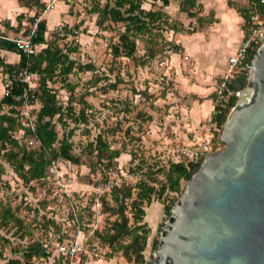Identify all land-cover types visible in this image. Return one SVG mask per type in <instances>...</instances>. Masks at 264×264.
Instances as JSON below:
<instances>
[{
	"label": "rangeland",
	"instance_id": "rangeland-1",
	"mask_svg": "<svg viewBox=\"0 0 264 264\" xmlns=\"http://www.w3.org/2000/svg\"><path fill=\"white\" fill-rule=\"evenodd\" d=\"M64 1L68 4L70 13L76 18L74 24L81 22L78 29H72V33L59 39L58 43L60 46L73 47L76 45L77 51L70 54L75 66L86 65L89 69L75 71L69 75L68 82L75 85L71 96L69 86L64 85V82H48V86L55 91L56 98L62 106H67L70 98L73 100L72 105L76 112L83 107L82 99L91 105L90 108L85 109L87 122H72L68 118L66 119L68 125L64 126L57 122L56 130L61 138L64 133L74 128L70 140L73 144L72 152L79 162L73 163L74 171L77 172L71 177V188L74 193L85 191V195H88V205L89 203L92 205L94 202L92 187L104 183L108 176L112 177L117 174L123 182H126V174L127 177L131 176L136 171L132 170V166L138 164L139 161L143 163L140 170L148 174L151 164H155L154 168L168 166V163L172 162L170 159L172 151L178 145L187 144L191 140L196 141L193 139V135L199 133V127L201 124H206L207 118L200 119L193 126L192 131L187 129L179 119L182 114L187 115L190 112L192 102L201 103L205 99V96L209 94L207 92H210L209 89L205 91V88H208L214 79L216 84L217 77L225 70L214 76L208 73L203 65L195 67L192 57L187 55L180 45H178L179 49L173 52L171 45L176 43L174 38L170 37V32L164 33L166 40L173 42L167 45L161 46V39H159L160 42H153L149 46H146L143 40H137V56L144 54L149 56L150 49L154 53L153 57H146L143 64H136L125 56L114 57L111 53L112 45L118 42V33L123 30V24L111 23L106 25L108 29L102 30L95 24L97 15L90 12L94 0ZM98 1L100 6H103L107 0ZM175 1L177 2V0ZM246 1L238 0L235 1V4L240 9L246 7ZM150 4V1L142 3L145 8H160L161 6L160 1H157L153 6ZM168 14H174L172 9H168ZM172 19L183 24L185 29L197 28V23L193 18H186L185 12H177ZM32 24L29 21L23 32L12 34V36L25 34ZM74 24L71 26L67 24V26L72 28ZM242 24L243 21L236 23L238 31L241 30ZM64 25L66 23L56 25L52 34L58 32L61 36L65 35ZM203 27L206 28V26ZM198 29L200 31L202 27ZM172 54H176V59H171ZM112 84L115 86L112 87ZM191 85L192 89H189L187 86ZM187 90H196V93ZM210 96L212 95L210 94ZM37 102L38 105H41L39 99L33 104ZM34 111L35 109H31V113ZM217 132V128L212 129L214 137ZM98 135L102 136L110 148L123 150L119 157L109 163L108 167L107 159L99 161L95 153H90V144H96L95 140ZM13 136L17 139L21 138V143L29 142L31 139V136L24 135V132L18 128L13 131ZM26 145L29 148L38 146L36 143L33 145L26 143ZM132 158L133 161H131ZM0 165L4 170L0 174V200L8 201L11 206L16 208L18 216L24 221L23 229L29 232L21 237L19 231H16V227L0 226V264H7L10 259H16L17 264H59L54 251L55 240L58 236L57 234L50 235L52 229H57L58 233L59 228L47 221L49 214L47 205L57 201L55 198L56 182L53 179H46L24 184L1 155ZM151 168L153 170V167ZM155 178L158 180L155 181L158 190L160 182H164L165 179L162 174H155ZM128 181L134 184V181L129 178ZM181 183V188H183L186 182L182 181ZM103 196L101 201L102 207L105 208L107 205L105 206L104 202L110 203V201ZM174 196L175 193L166 190L160 198L152 201L154 204L151 203L149 208L145 207V212L146 208L148 210L147 219L145 217L144 220H147V225L150 228L148 244L144 251L146 260L156 252L151 244L153 241L160 240V234L168 221L163 212V201L168 202ZM155 217L157 223L152 229L151 225L154 224ZM114 219L115 215L110 211H105L100 230L96 232L100 238L98 245L100 246L101 259L110 258L108 257L110 249L102 243L99 234L103 233ZM67 228L66 236L68 237L71 227ZM32 242L48 244L46 248L48 256L27 259L24 256V250ZM93 242L94 238L88 241L89 248ZM115 256L118 257V255ZM82 258L83 256L81 260Z\"/></svg>",
	"mask_w": 264,
	"mask_h": 264
},
{
	"label": "trees",
	"instance_id": "trees-1",
	"mask_svg": "<svg viewBox=\"0 0 264 264\" xmlns=\"http://www.w3.org/2000/svg\"><path fill=\"white\" fill-rule=\"evenodd\" d=\"M26 6H34L43 10L44 4L39 0H18ZM143 1L147 0H107V2L100 6L98 0H94V4L90 10L91 13L96 14V26L102 30L108 29V24H123V30L118 33V42L112 45V55L114 57L125 56L132 59L136 64H143L146 57H153L154 53L150 52L149 56H137V40H143L146 46L153 42L159 41L162 45L173 43L172 40H166L165 32H185L192 33L198 28L212 23L214 20L213 13L202 15V5L198 0H177L179 11L185 12L186 17L193 18L197 23V28L191 27L185 29L184 26L177 20L171 19L163 7L169 5L168 0H148L154 5L157 1L161 2L160 8H151L146 10L142 7ZM246 7L238 9L242 14L243 22L250 21L252 15V7L256 11H261L262 6L256 0H247ZM39 15V11L35 12L29 21L34 22ZM80 23L74 24L72 28L64 25L65 35L54 32L50 37L45 38L46 22L39 20L35 30V36L32 41L36 44L45 43L46 47L42 48L36 55L31 57L32 63L25 54L17 49L15 44L9 40L0 38V49L15 51L20 54V61L16 65L5 63L0 58V68L4 73H8L11 77L14 73L23 68H28L30 71L36 72L39 75V82L35 94L41 103V107L36 112V131L32 132L29 128L21 123V113L16 108L22 105L21 100L16 97L22 96L24 85L18 83L16 80L11 81V87L7 88V93L0 99V155L12 167L13 172L22 180L24 184L46 180L48 175V168L52 160L63 159L72 163H78L79 159L73 154V144L70 140L74 128L64 133L61 138L58 136L56 130V123L60 122L67 126V120L70 118L72 122H87L85 113L86 108H90L84 99H82L83 107L77 112L73 107V100H69L67 106H62L56 98L55 91L48 86V82H64V85L69 86L70 96L75 85L68 82L69 75L75 71H82L88 66H75L74 60L70 54L77 51V46H60L59 39H63L68 33H72V29H78ZM158 43V42H157ZM172 51L176 52L179 49L177 44H172ZM76 69V70H75ZM240 82L242 86L248 84V76L236 75L230 87L233 93L229 96L227 102L223 106H218L217 112L211 117L218 130L213 140L220 139V133L225 118L230 113L232 107L235 105L236 94L238 90L232 85L233 82ZM115 84H112L114 87ZM213 96V94H212ZM3 108H6L4 111ZM15 128L24 129V135L34 136L39 142L37 148H29L26 143H20L18 139L13 136ZM96 144H90V153H95L99 161L107 159V167L115 158L119 157L123 152L122 149L110 148L109 144L103 140L101 135L96 137ZM57 144V146H56ZM224 147L222 144L221 149ZM108 152V153H107ZM216 152L212 149L210 154ZM107 153V154H106ZM202 160V159H201ZM201 160L195 164L191 162H169L168 166H158L151 164L148 172L149 178L155 184L158 180L155 174H162L164 182H160L158 190L155 185H146L143 182H138L134 186L122 183L120 186L114 187L111 192L106 193L103 197L107 198L109 202H104L107 207L102 208L103 212L110 211L115 215V219L111 221L110 226L101 234L102 243L110 249L108 257L115 255L123 257L127 263L131 264H147L144 251L148 244L150 236V228L144 220L146 216L145 207H149L154 199L160 198L166 190L175 193L173 198L168 202L163 201V212L168 218V222L173 219L172 209L177 203L178 196L182 188V181L187 182L199 167ZM133 161V158L132 160ZM145 163V162H144ZM143 167L142 162L134 164L132 170H140ZM153 167V170L152 168ZM3 167L0 165V174L3 173ZM112 202V204H111ZM105 210V211H104ZM87 212H91V203L87 205ZM52 225L59 228L55 224L54 219L47 218ZM16 227L19 235L24 237L29 232L23 229L24 221L16 212V208L11 206L8 201L0 200V226ZM163 232V231H162ZM59 233V232H58ZM161 241H153L151 246L157 250ZM40 242L30 243L24 250V256L27 259L33 257H47L48 251ZM61 264L60 261H58ZM7 264H17L16 259L8 260Z\"/></svg>",
	"mask_w": 264,
	"mask_h": 264
},
{
	"label": "water",
	"instance_id": "water-1",
	"mask_svg": "<svg viewBox=\"0 0 264 264\" xmlns=\"http://www.w3.org/2000/svg\"><path fill=\"white\" fill-rule=\"evenodd\" d=\"M220 139L183 186L148 264H264V44Z\"/></svg>",
	"mask_w": 264,
	"mask_h": 264
},
{
	"label": "built area",
	"instance_id": "built-area-1",
	"mask_svg": "<svg viewBox=\"0 0 264 264\" xmlns=\"http://www.w3.org/2000/svg\"><path fill=\"white\" fill-rule=\"evenodd\" d=\"M262 6L261 11H256L252 7L250 21L243 22L241 27V39L233 53L229 55L225 63V71L219 74L216 84L213 88V96L211 98V110L206 117V124H201L199 133L193 135V139L184 145H178L172 151V162H191L193 164L199 162L204 156L209 155L210 151H218L222 147L221 139L213 140L212 129H216L215 123L211 117L217 112L218 106H223L227 102L229 96L233 93L230 83L236 75H246L250 73L251 60L257 49L264 44V0H256ZM54 8V0L44 4L43 10H39L37 19L32 24V27L26 31L25 34L18 36H9L0 33L1 39H6L15 44L18 50L30 59L28 65L32 63L31 57L36 55L39 51L38 45L32 41L35 36L37 22L41 20V14L50 11ZM42 12V13H41ZM61 29V26H59ZM38 73L30 71L28 68H23L14 73L10 77L7 88L11 87V81L16 80L18 83L24 85L22 96L16 97L22 103L29 107L37 101L35 94L38 86ZM7 88L5 93H7ZM237 94V92H235ZM23 124L32 132L36 131V116L31 112H26L23 115ZM208 123V125H207ZM21 143V138L18 139ZM30 145L39 142L34 136H31ZM75 165L70 161L63 159H54L51 161L48 168L47 179H53L56 182V202L47 205L49 210L48 218L54 219L55 224L61 228L59 233L57 229H52L50 235L57 234L58 238L55 240L54 251L58 261L61 264H92L95 260L100 258V246L98 245L100 238L96 232L100 230L101 222L104 217L102 211L101 197L111 190L120 186L122 183L135 185L138 182H143L146 185L154 186L155 184L149 178L147 173L141 170H136L131 176L127 177L126 182L117 174L108 176L104 183L93 186L94 202L91 205V212H87L88 195L85 191L74 193L71 188V177L76 175ZM128 178L134 181L132 184ZM131 183V184H130ZM156 187V185H155ZM61 215H58V214ZM71 227L69 236L67 237L68 228ZM94 238L92 246L89 248L88 241ZM48 245V244H45ZM83 256L82 260L81 257Z\"/></svg>",
	"mask_w": 264,
	"mask_h": 264
},
{
	"label": "crops",
	"instance_id": "crops-1",
	"mask_svg": "<svg viewBox=\"0 0 264 264\" xmlns=\"http://www.w3.org/2000/svg\"><path fill=\"white\" fill-rule=\"evenodd\" d=\"M39 1L43 4H46L49 3L51 0ZM168 1L169 5L165 6L164 11L168 13V9H172L174 14H169L170 16H168L173 18L174 15L179 12V5L175 0ZM235 1L238 0H198V3H201L203 7L201 14L208 15L210 12H212V16L215 21L206 24L205 29L204 27H202L200 31L196 30L192 33L170 32V37H172V39L174 38V42L184 48L186 54L192 57L195 62L194 66L199 67L203 65L208 71V73L214 76L218 72L222 73L224 71L227 57L233 53L234 49L237 48L241 39V32L236 29V23L238 21H243V17L241 16L242 14L238 11ZM150 5L153 6L152 3ZM143 8L149 10L153 7ZM37 11V7H29L23 5L18 0H0L1 33H7L9 34V36H12V34H18V32H23L25 30V25L29 23V19L34 16L35 12ZM186 18L190 19L189 17ZM41 19L46 22L45 38L50 37L53 32L52 30L59 23H66L71 26L76 22V18L70 13V8L64 0H54V8L50 11L42 13ZM207 38H209V41H207ZM37 45L39 51L42 48L46 47L45 43ZM175 56L176 54H172L170 57L174 60L176 59ZM0 58L7 64L16 65L20 61V54L15 51L0 49ZM9 81V74L4 73L2 71V68H0V99L4 96ZM214 84L215 79L211 81V84L208 88H205V91H207L206 89H209L210 91L207 92L209 94L205 96V99H203L201 103L192 102L190 112L187 115L182 114V117L179 119L180 122H183V124H185V127H187V129H191L190 131L194 129L193 126L196 125L200 119H203L204 117H207L209 115L212 107V96H210V94H213ZM187 87H189V89H192V85ZM187 91H193L192 93H196V90ZM35 104L26 107L22 103L21 106L16 107L21 113V123L23 126V115L28 111L31 112V109H35L32 114L36 116V112L41 107L40 104L38 105V102ZM19 130L24 132V129L22 128H19ZM148 208H146V219ZM156 217L154 220V224L151 225L152 229H154V225L157 223ZM92 264L131 263H127L126 260L121 256H115L109 259L95 260Z\"/></svg>",
	"mask_w": 264,
	"mask_h": 264
}]
</instances>
